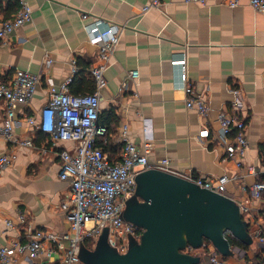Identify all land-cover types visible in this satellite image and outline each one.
<instances>
[{
  "label": "crops",
  "instance_id": "crops-1",
  "mask_svg": "<svg viewBox=\"0 0 264 264\" xmlns=\"http://www.w3.org/2000/svg\"><path fill=\"white\" fill-rule=\"evenodd\" d=\"M24 1L33 10V21L15 31L6 44L0 43V79L8 82L17 69L40 77L34 99L18 108L16 118L17 135L32 139L35 147L18 148L16 162L0 178V244L25 238L20 215L37 230L57 235L69 231L63 206L69 202L70 185L59 178L58 153L73 146H53L25 118L47 104L52 86L69 78L70 92L96 91L91 69L101 62L98 47L89 42L88 26L101 20L123 29L101 91L102 114L114 108L120 118L116 133L107 135L104 149L116 148L117 155L108 154L120 159L124 148L120 134L126 125L129 140L137 146L146 136L152 139L151 164L168 158L172 173L183 178L227 176L226 195L237 202L249 201L251 217L245 220L253 243L242 244L225 259L228 264H264V249L253 237L260 226L264 228V196L252 200L245 191L264 178V13L253 10L249 0H242L235 9L219 0H210L204 7L162 0L161 8L145 14L142 9L149 0ZM19 8L18 0L0 2V19L12 18ZM85 13L88 18L83 21ZM184 53L187 82L209 104L207 117L186 108L182 70L171 65L182 60ZM47 58L52 59L49 66H45ZM132 71L140 77L123 89ZM78 74L82 76L77 78ZM4 107L0 103V122ZM221 111L246 124L249 148L240 169L224 160L218 145ZM204 130L210 135L200 138ZM8 147L0 141V155ZM97 242L83 245L93 250ZM16 264L46 261L21 258ZM202 264L210 263L203 257Z\"/></svg>",
  "mask_w": 264,
  "mask_h": 264
},
{
  "label": "built area",
  "instance_id": "built-area-1",
  "mask_svg": "<svg viewBox=\"0 0 264 264\" xmlns=\"http://www.w3.org/2000/svg\"><path fill=\"white\" fill-rule=\"evenodd\" d=\"M4 1L15 0H0ZM181 1L187 5L204 7L210 0ZM18 2L20 8L12 18L0 19V43L6 44L15 31L33 21L31 7L24 0ZM219 2L235 9L241 5L242 0ZM162 6V0H149L142 13ZM249 6L264 13V0H249ZM81 16L83 21L88 18L86 13ZM122 31V28L111 26L101 20L88 26L89 42L98 47L101 62L91 69L96 85L94 93L73 95L70 92L72 79L69 78L58 86H52L47 104L35 115L25 118L26 123L48 138L53 146L63 143L73 146L71 150L65 148L58 153L61 160L59 178L70 185L69 202L63 206L69 231L57 235L37 230L27 221L26 216L20 215L19 220L25 226V238L14 240L8 245L0 244V264H16L21 258L31 261L44 259L46 264H84L80 257L81 246L96 242L105 229L109 230V244L118 249L120 254L128 252L127 241L130 236L137 242L141 241L144 230L123 219L126 202L136 194L137 178L140 174L153 169L173 173L170 167L171 160L168 158L160 160L157 164L149 162V156L153 151L152 139L146 136L142 144L137 146L129 140L126 125L120 134L124 144L120 159H112L104 149L107 143V129L99 125L102 115L101 91L107 85L105 73L115 57ZM51 64L52 59L47 58L45 66ZM171 65L182 70L187 110L196 111L200 116L207 117L210 113L209 104L197 96L187 82L186 54L182 60L172 61ZM139 77L138 71L129 72L127 80L123 82V89L128 87L129 82L136 83ZM39 84V76L18 69L8 82L0 79V103H4L5 106L3 120L0 122V141L9 146L7 151L0 155V178L16 162L18 148L35 147L32 139L17 135L16 118L18 108L27 106L34 99ZM217 122L220 125L218 145L223 150L224 160L234 162L237 168H242L249 148L245 122L224 111L218 113ZM209 135V130H204L199 136L207 138ZM186 179L203 189L222 195H226L230 182L227 176L204 178L191 175ZM245 191L252 200H259L264 196V182L248 185ZM237 203L241 216L248 220L247 217H251L249 201ZM7 226L13 229L11 221L7 222ZM253 237L263 250L264 228L260 226ZM184 253L206 257L210 264H228L208 241L203 243L200 250L188 247Z\"/></svg>",
  "mask_w": 264,
  "mask_h": 264
},
{
  "label": "water",
  "instance_id": "water-1",
  "mask_svg": "<svg viewBox=\"0 0 264 264\" xmlns=\"http://www.w3.org/2000/svg\"><path fill=\"white\" fill-rule=\"evenodd\" d=\"M133 198L123 219L144 230L141 241L120 254L105 248L109 235L105 229L93 252L81 246L84 264H202L201 255L184 251L188 247L200 250L208 241L217 254L228 258L239 251L229 238L245 246L253 243L249 223L235 200L186 178L157 169L146 171L137 178Z\"/></svg>",
  "mask_w": 264,
  "mask_h": 264
},
{
  "label": "trees",
  "instance_id": "trees-1",
  "mask_svg": "<svg viewBox=\"0 0 264 264\" xmlns=\"http://www.w3.org/2000/svg\"><path fill=\"white\" fill-rule=\"evenodd\" d=\"M80 75L82 76V74H78L77 78L80 77ZM93 91V90H92ZM88 92V93H82V94H91L94 92ZM73 95H79V93L77 92H71ZM120 123V118L116 112V110L114 108H111L108 111L103 112V114L100 117L99 120V125L102 127H105L107 129V135H114L115 129L119 126ZM105 151L107 153H109L110 155H117V149L113 148L111 145L105 148ZM264 182V178L263 181ZM229 241L231 243V246H235V247H242L243 245L238 242L237 240L233 239V238H229Z\"/></svg>",
  "mask_w": 264,
  "mask_h": 264
},
{
  "label": "rangeland",
  "instance_id": "rangeland-1",
  "mask_svg": "<svg viewBox=\"0 0 264 264\" xmlns=\"http://www.w3.org/2000/svg\"><path fill=\"white\" fill-rule=\"evenodd\" d=\"M134 197V196H133ZM132 197V198H133ZM131 198V199H132ZM128 200L127 202H126V210H127V208L130 206V204L134 201V198L132 199V200ZM108 234H107V242L106 243H104V245H105V248L106 249H108V250H110V249H115L117 252H119V250L118 249H116V248H113L110 244H109V241H108ZM99 239V238H98ZM136 240L133 238V237H129L128 238V241H127V244H128V246H130L133 242H135ZM89 251H91V252H93V250H95V249H93V250H90V249H88Z\"/></svg>",
  "mask_w": 264,
  "mask_h": 264
}]
</instances>
